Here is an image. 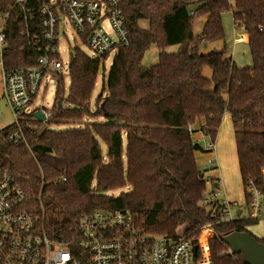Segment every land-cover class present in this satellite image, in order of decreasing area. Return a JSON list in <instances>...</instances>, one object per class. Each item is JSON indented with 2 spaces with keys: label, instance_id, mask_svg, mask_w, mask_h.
Returning <instances> with one entry per match:
<instances>
[{
  "label": "trees",
  "instance_id": "obj_1",
  "mask_svg": "<svg viewBox=\"0 0 264 264\" xmlns=\"http://www.w3.org/2000/svg\"><path fill=\"white\" fill-rule=\"evenodd\" d=\"M120 7L129 43L113 56L94 111L90 98L106 57L73 48L67 88L59 78L51 107L38 108L51 115L40 120L34 112L20 113L17 124L0 129V167L20 185L24 209L48 235L70 237L82 213L122 209L147 234L175 236L181 227L180 235L194 241L197 229L210 223L213 264H244L225 251L220 237L250 233L247 226L258 220L248 218V182L264 192V0H120ZM225 11L246 35L250 66L238 67L225 57V47L199 53L203 41L224 40ZM200 17H205L201 33L194 34V19ZM23 26L14 13L3 26L5 70L36 63V54L23 47ZM174 44L177 51H165ZM151 46L158 49L157 61L145 65ZM204 67L211 70L209 79ZM226 115L246 208L244 217L239 219L237 209L232 220H220V207L212 211L202 204L210 188L195 155L205 150L192 137L200 132L215 141ZM88 116L105 121L46 127L79 124ZM16 127L23 140L13 144L7 136ZM124 187L129 190L115 193ZM256 239L264 244V236Z\"/></svg>",
  "mask_w": 264,
  "mask_h": 264
},
{
  "label": "built area",
  "instance_id": "obj_2",
  "mask_svg": "<svg viewBox=\"0 0 264 264\" xmlns=\"http://www.w3.org/2000/svg\"><path fill=\"white\" fill-rule=\"evenodd\" d=\"M0 0V87L1 97L18 123L20 113L32 104L33 98L45 92L47 82L63 78L69 70L68 58L60 57L59 35L64 36L65 21L76 37L85 43L96 58L107 57L110 51L129 43L120 0ZM24 24L19 34L24 37L23 47L36 54V63L24 68L5 70L3 50L6 47L3 26L13 15ZM237 24V23H236ZM235 24V25H236ZM246 35L236 41H243ZM246 39V38H245ZM74 48H78L75 46ZM44 118L51 115L41 110ZM13 144L23 140L19 127L7 136ZM210 140V139H209ZM211 155L205 170H219L215 141L205 148ZM210 191L202 199L208 210L220 207V220L234 219L236 203L229 201L220 189L218 177L202 173ZM248 218L259 220L264 216V192L249 181ZM25 195L13 176L0 167V264H213L210 223L197 229L193 241L181 235L147 234L136 226V216L128 210L98 209L82 213L76 228L65 239L48 235L38 218L28 213L23 205ZM195 246V249H193ZM232 258L227 246L226 250Z\"/></svg>",
  "mask_w": 264,
  "mask_h": 264
},
{
  "label": "rangeland",
  "instance_id": "obj_3",
  "mask_svg": "<svg viewBox=\"0 0 264 264\" xmlns=\"http://www.w3.org/2000/svg\"><path fill=\"white\" fill-rule=\"evenodd\" d=\"M196 5H192L190 10H193ZM205 17H200L194 19L193 22V32L194 34L201 33L202 26L204 23ZM221 21L224 29V40H213V41H203L199 45V53L206 54L211 51H221L223 47H225L226 54L225 57H231V59L235 62L238 67L250 66L251 58L248 50V46L246 43V37H244L243 41H236L241 35H245L242 29L235 28L231 19L230 11H225L221 15ZM64 36L59 35V50L60 57L63 61L68 58L69 49L72 50L75 46L78 49L91 58H95L91 49L87 47V45L80 41L78 37H76L74 31L70 27L67 21L64 23ZM178 44L169 45L165 47L166 52H175L178 50ZM116 50L110 51L107 57L104 59L102 66H100V70L97 76V81L95 84V88L92 92L90 98V112L94 111V100L95 97L99 94L102 83L104 81V77L109 69L113 56L116 54ZM158 57V49L155 46H151L143 55L142 62L145 65L154 64L157 61ZM203 76L205 78H210L211 70L208 67H204ZM63 81L65 83V87L68 86L69 76L67 71H63ZM56 82L51 80L47 82V87L45 92H38V94L33 98L32 104L29 107L24 109V112H29L32 109L37 108H50L52 105L54 92H55ZM0 95H1V87H0ZM97 120L99 122H104L105 119L103 117H92L88 116L82 120L79 124H61V125H48L46 126L50 130H61L73 127H82L84 123L92 122L93 120ZM13 117L11 115L10 110L6 106L4 100L0 96V129L10 123H12ZM125 142L124 135L122 136ZM194 141L198 142L203 148L207 146L210 142L208 137H204L200 134V132H194L192 135ZM216 144V153L219 163V170H205L206 169V159L211 155L209 152H196L195 158L197 162L198 169L202 173L210 174L214 177H218L220 189L225 191L226 197L229 201H234L237 204V207L241 209V214L239 219L246 215V208L244 206V189L242 187L240 176L238 172L236 155H235V147H234V138L233 131L230 123L229 117L226 115L221 122L220 128L218 130L217 137L215 139ZM263 173V182H264V169ZM129 187H124L119 191H128ZM208 210V208H206ZM236 209H234L235 213ZM181 227L178 228L177 234H181ZM247 231L251 233L256 238H261L264 236V216L259 219L255 224L247 226Z\"/></svg>",
  "mask_w": 264,
  "mask_h": 264
},
{
  "label": "water",
  "instance_id": "obj_4",
  "mask_svg": "<svg viewBox=\"0 0 264 264\" xmlns=\"http://www.w3.org/2000/svg\"><path fill=\"white\" fill-rule=\"evenodd\" d=\"M72 60L73 55L70 54L69 64ZM34 116L40 120L44 119L41 111H35ZM220 240L231 249L232 254H238L244 264H264V244L250 233L233 231L221 236Z\"/></svg>",
  "mask_w": 264,
  "mask_h": 264
},
{
  "label": "crops",
  "instance_id": "obj_5",
  "mask_svg": "<svg viewBox=\"0 0 264 264\" xmlns=\"http://www.w3.org/2000/svg\"><path fill=\"white\" fill-rule=\"evenodd\" d=\"M231 19H232V18H231ZM237 212H239V210H238Z\"/></svg>",
  "mask_w": 264,
  "mask_h": 264
}]
</instances>
